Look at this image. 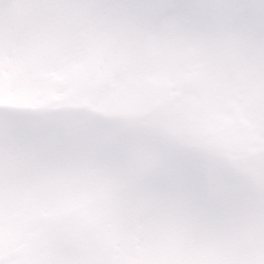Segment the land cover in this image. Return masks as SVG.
<instances>
[{"label": "snow or ice", "instance_id": "1", "mask_svg": "<svg viewBox=\"0 0 264 264\" xmlns=\"http://www.w3.org/2000/svg\"><path fill=\"white\" fill-rule=\"evenodd\" d=\"M0 264H264V0H0Z\"/></svg>", "mask_w": 264, "mask_h": 264}]
</instances>
